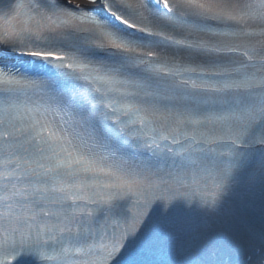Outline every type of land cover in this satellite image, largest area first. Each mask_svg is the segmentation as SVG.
<instances>
[{
  "label": "snow or ice",
  "instance_id": "1",
  "mask_svg": "<svg viewBox=\"0 0 264 264\" xmlns=\"http://www.w3.org/2000/svg\"><path fill=\"white\" fill-rule=\"evenodd\" d=\"M0 264H264V0H0Z\"/></svg>",
  "mask_w": 264,
  "mask_h": 264
}]
</instances>
